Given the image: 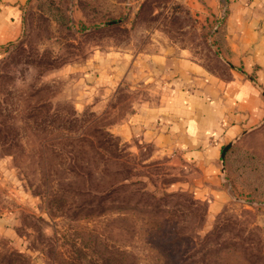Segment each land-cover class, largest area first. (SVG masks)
<instances>
[{
	"label": "rangeland",
	"instance_id": "obj_1",
	"mask_svg": "<svg viewBox=\"0 0 264 264\" xmlns=\"http://www.w3.org/2000/svg\"><path fill=\"white\" fill-rule=\"evenodd\" d=\"M178 1H26L0 55V264H264V127L223 156L209 214L138 119L165 94L153 55L218 70Z\"/></svg>",
	"mask_w": 264,
	"mask_h": 264
},
{
	"label": "crops",
	"instance_id": "obj_2",
	"mask_svg": "<svg viewBox=\"0 0 264 264\" xmlns=\"http://www.w3.org/2000/svg\"><path fill=\"white\" fill-rule=\"evenodd\" d=\"M26 1L0 0V55L22 35ZM178 2L210 22L207 38L214 42L218 70L187 55L185 48L153 55L152 80L165 94L138 119L147 121L145 134L159 141L160 150L186 163L187 188L206 202L207 213L216 214L228 202L222 147L264 127V0Z\"/></svg>",
	"mask_w": 264,
	"mask_h": 264
},
{
	"label": "water",
	"instance_id": "obj_3",
	"mask_svg": "<svg viewBox=\"0 0 264 264\" xmlns=\"http://www.w3.org/2000/svg\"><path fill=\"white\" fill-rule=\"evenodd\" d=\"M232 145V143H227L225 144L223 147H222V151H221V158H220V163H221V173H223V168H224V165H223V156H224V152Z\"/></svg>",
	"mask_w": 264,
	"mask_h": 264
},
{
	"label": "trees",
	"instance_id": "obj_4",
	"mask_svg": "<svg viewBox=\"0 0 264 264\" xmlns=\"http://www.w3.org/2000/svg\"><path fill=\"white\" fill-rule=\"evenodd\" d=\"M234 149L233 146H230L225 152H224V158L227 156V153L231 152Z\"/></svg>",
	"mask_w": 264,
	"mask_h": 264
}]
</instances>
